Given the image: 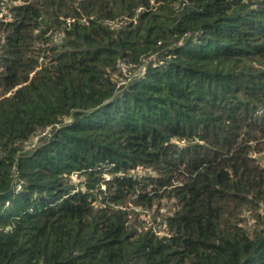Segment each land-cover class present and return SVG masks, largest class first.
<instances>
[{"label":"trees","instance_id":"1","mask_svg":"<svg viewBox=\"0 0 264 264\" xmlns=\"http://www.w3.org/2000/svg\"><path fill=\"white\" fill-rule=\"evenodd\" d=\"M0 264H264V0H0Z\"/></svg>","mask_w":264,"mask_h":264},{"label":"rangeland","instance_id":"2","mask_svg":"<svg viewBox=\"0 0 264 264\" xmlns=\"http://www.w3.org/2000/svg\"><path fill=\"white\" fill-rule=\"evenodd\" d=\"M74 178H76V176L74 175Z\"/></svg>","mask_w":264,"mask_h":264}]
</instances>
